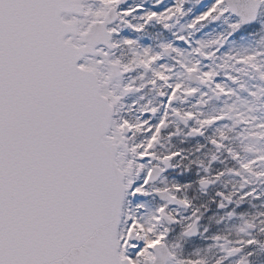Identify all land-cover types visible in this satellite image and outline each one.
<instances>
[{"label":"snow or ice","instance_id":"obj_1","mask_svg":"<svg viewBox=\"0 0 264 264\" xmlns=\"http://www.w3.org/2000/svg\"><path fill=\"white\" fill-rule=\"evenodd\" d=\"M0 264H264V0H0Z\"/></svg>","mask_w":264,"mask_h":264}]
</instances>
